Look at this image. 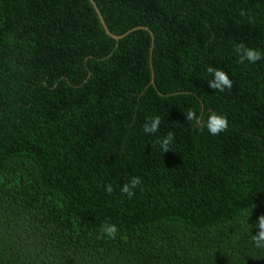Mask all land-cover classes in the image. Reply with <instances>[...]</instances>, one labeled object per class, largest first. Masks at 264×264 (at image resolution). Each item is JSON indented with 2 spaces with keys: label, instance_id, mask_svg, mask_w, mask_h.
Returning a JSON list of instances; mask_svg holds the SVG:
<instances>
[{
  "label": "trees",
  "instance_id": "trees-1",
  "mask_svg": "<svg viewBox=\"0 0 264 264\" xmlns=\"http://www.w3.org/2000/svg\"><path fill=\"white\" fill-rule=\"evenodd\" d=\"M95 2L0 0V264H264V0Z\"/></svg>",
  "mask_w": 264,
  "mask_h": 264
},
{
  "label": "clouds",
  "instance_id": "clouds-1",
  "mask_svg": "<svg viewBox=\"0 0 264 264\" xmlns=\"http://www.w3.org/2000/svg\"><path fill=\"white\" fill-rule=\"evenodd\" d=\"M235 51L238 54V63L244 64L247 61L250 64H254L257 61L264 59V52L260 50L247 47L243 43L235 45ZM207 73L213 76V79L208 82V86L219 92H224L226 89L231 90L233 81L229 78V75L221 69L208 66L206 68ZM186 114V121H191L197 128H207L209 134L216 136L221 132H226L229 127V122L227 117L223 114H218L215 112H210L206 121L198 116L194 110H189ZM161 124V118L159 116L146 118L143 125V130L146 134H155L158 132ZM174 140V133L168 132L166 136L159 138L157 143L160 145L161 150L166 153L170 151V144ZM142 184V180L138 176H134L131 180L121 187L122 194L127 195L131 198L135 195V189H137ZM105 190L107 193L111 194L113 192V187L111 184L105 185ZM102 232L105 238L115 239L118 233L116 225L109 224L105 222L102 226ZM257 232L252 236V241L256 248L264 249V215H260L257 218V223L255 224Z\"/></svg>",
  "mask_w": 264,
  "mask_h": 264
},
{
  "label": "water",
  "instance_id": "water-1",
  "mask_svg": "<svg viewBox=\"0 0 264 264\" xmlns=\"http://www.w3.org/2000/svg\"><path fill=\"white\" fill-rule=\"evenodd\" d=\"M89 1H90V3L92 4L93 8L95 9V11H96V13H97V15H98V17H99L100 23H101V25L103 26L105 32H106L109 36H111L112 38H114L115 40H118V39L122 38V37L125 36L128 32H130V31L136 29V28H134V29H132V30L126 31V32H124V33H122V34H119V35L114 34V33L111 32V30L108 28V26H107V24H106V22H105V20H104V18H103V15L101 14V12H100V10H99V8H98V6H97L95 0H89ZM141 28L146 29V30H148V31L151 33V30H150L149 28H147V27H141ZM152 43H153V37H152ZM151 81L153 82V74H152V77H151Z\"/></svg>",
  "mask_w": 264,
  "mask_h": 264
}]
</instances>
